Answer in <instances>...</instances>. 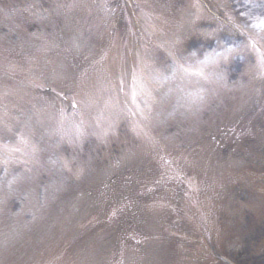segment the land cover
Listing matches in <instances>:
<instances>
[{"label": "rangeland", "instance_id": "374dc122", "mask_svg": "<svg viewBox=\"0 0 264 264\" xmlns=\"http://www.w3.org/2000/svg\"><path fill=\"white\" fill-rule=\"evenodd\" d=\"M103 2L104 7L99 6L98 0H0V61L4 59L2 54L5 53L6 58L3 64L14 66L19 64L20 70L17 69V73L28 75L27 63L30 64V58L25 56L24 52L35 51L39 61L37 57L32 61L37 63L33 68L34 78L38 77L40 63L44 60V65L48 67L47 71H57L52 75L54 87L60 86L67 90L64 91L58 87L56 91L34 92L25 86L27 82L25 78L5 74L7 65L0 70V85L6 84L22 91L8 93L0 87V152L6 162V165H0V175L7 174L6 170L11 174L19 172L20 176L23 175L17 181L8 175L7 181L10 184L0 187L2 191L0 217L2 214H7L8 210L12 212L19 209L28 210L30 214L44 215L42 206L48 193L63 191L61 185L48 190L44 186L45 183H49L50 173L46 171V167H41V161L34 167L21 172L20 163L10 169L9 166L17 161V148L20 147V154L24 160H30L39 150L43 164L49 165L50 160L53 159L62 168H71L69 154L72 155V152L69 150L67 139L68 136L75 139L70 132L72 125L70 122L76 119L68 121L72 113L71 108L66 109L69 103L68 93L79 94L81 100H83L82 96L86 95L90 104L106 98L116 107L121 105L125 108H133L136 104H140L148 110L149 100L143 97L146 95L147 86L140 85L142 80H151L150 61H153L150 65L154 66L155 79L169 73L174 67L173 63L178 66L195 67L192 70L207 74L204 71L213 70L214 62L208 53L220 44L229 47V51L235 52L228 66L230 69L227 70L230 78H238L241 73L243 76L252 78L254 72L264 73V0H103ZM63 3L64 7H62ZM168 5L171 10L168 9L167 12ZM44 7L49 10L47 13H42L41 10ZM134 13L149 15L144 18L142 31H129L126 28L125 17H128L130 22ZM228 13L233 14L241 29L236 25L235 20L232 21V27L220 19ZM41 19L46 21H40ZM64 20L81 22V26L71 24L70 31L63 34L65 41L63 45L49 40L50 53L54 50L50 44L57 45L60 49L56 59L47 57L49 53L43 56L46 43L41 32L44 36L46 33L49 36L50 32L46 30V24ZM219 20L223 23V28L219 27ZM36 22L38 24L35 27ZM235 27L240 31L235 30ZM241 31L257 42L255 46L259 51L248 49L244 45L245 35ZM138 34L141 38H138ZM228 34H233V38L230 37L231 40L224 37ZM56 37L54 36V39ZM225 39L226 41H223ZM216 40L221 42L216 45ZM191 50L196 53V57L192 60L188 57L184 58L185 53ZM178 52H181V55ZM72 57L80 60L77 69L70 67L74 61ZM254 63L258 64L256 68H249ZM29 76L32 77L31 72ZM259 76L260 78L254 76L258 80L257 84L254 83L258 90L254 88L251 90L252 95L253 92L258 94L260 99L247 110L249 112H254L260 107L264 110V75ZM3 91H6L7 96L3 95ZM57 92L62 93L61 100L64 103L62 110L64 111L61 112L53 108L58 100ZM161 100L162 102L154 108L152 115L147 118V123L151 125L148 129L151 130L156 121L159 124L166 123L165 118L167 121L182 125H178L181 128L177 130L178 136L182 138L183 129L188 128L184 122L185 116L181 114L174 119L166 115L165 112L169 110L171 103L168 97L161 96ZM133 113L140 115L142 112L135 110ZM123 116L124 119L114 130L119 139H131L147 154L155 150L159 152L162 149L171 154L172 151L178 152L177 159L182 158L180 156L182 149H163L164 145L160 139L155 140L161 142L158 147L152 149L150 144L153 137L143 133L142 128L145 127V122L141 118L129 119L126 113ZM197 117L198 114L194 116L195 119ZM205 117L203 112L202 121ZM67 122L70 124L67 125ZM78 122L77 120L76 124ZM26 123L32 124L30 130ZM218 124L216 121L211 123L213 125L211 130L216 133H211L210 136L214 134L219 136L217 134L219 128L215 126ZM98 125L107 138L112 137L113 132L104 129L105 123L98 121ZM259 126L263 132L261 142L251 137L241 143V147L236 144L224 152V147L221 146L220 153L215 154L218 161L225 162L228 158L233 161L232 164L237 163L240 169L242 183L238 182L237 178L238 181L236 180L228 188L229 200L227 195L219 198L213 210L205 209L207 215L200 206L186 203V207L183 208L184 214L189 213L191 217L181 223L179 228L169 225L168 230L177 233L174 237L164 238V244L159 246L156 241H152V235L149 232L144 234V240L140 246L144 253L142 256L146 257L138 264H264V125L259 124ZM91 127L95 129L96 124H91ZM169 128L176 129L174 125ZM16 131L24 133L22 141ZM200 133H205L204 128ZM219 140L230 144L229 141L222 140L220 136ZM115 145H110L112 149H108L109 161L104 165L111 167L110 170L117 169L118 160L126 156L125 152L120 153L116 150ZM83 148L80 158L86 163V167L93 160L100 161L102 148L96 147L95 143L89 141L83 145ZM145 160L155 162L159 172L163 170L162 151L157 157L154 153L144 155L140 163ZM66 162L70 164L68 168L65 167ZM112 162H115L114 166ZM94 166L95 174L91 175V168L81 173V184L90 190L86 206L76 201L67 209L65 215L56 218V231H52V235L55 233L52 238V248L56 249L57 253L47 256L36 253L33 255L37 256L26 262L18 261L10 264H93L91 259L85 256L79 233L74 235L72 240L66 241L65 238L70 237L68 231L72 222L84 220L79 225L80 232L86 233L84 243H89L96 235H99L102 231L101 226L110 225L116 221L120 223L121 230H130L129 237H122V242L128 241L134 244V239L140 234L143 235L137 228L138 221L141 219V209H144L145 215L151 216L153 206L161 205V202L164 203L176 192L172 189L175 184L164 180L161 173H158L161 182L152 193H147L144 189L141 194L139 188L137 193H134V190L115 188V184L119 181V174H112L113 171L109 172L107 169L100 179L102 164L96 163ZM171 169L172 166H165L167 174L171 172ZM199 169L212 181L215 188L223 186L230 178V175L225 177V169H229L228 165L223 163L220 167H215L214 159L204 163ZM115 171L119 173L118 170ZM31 178L37 179V184H34ZM22 179L29 180V184L20 185L18 182H22ZM115 179H117L116 182H114ZM146 181L149 183V179L145 176L144 180H138V184L144 186ZM157 182L159 179H155L152 183ZM33 185L37 188L30 190ZM232 186L234 188L230 189ZM13 187L17 188V195H12ZM177 188L180 194V187L177 186ZM18 190L22 193L29 192L27 197L29 205L25 203L24 195H18ZM9 192L11 201L7 203L9 200L6 196ZM2 207L5 210H1ZM109 213H112L115 219H107ZM160 217L164 225L169 223L165 216ZM213 217L217 221H214ZM133 219L135 222L132 221ZM150 223L156 227V220H150ZM89 224V229L92 231L87 230ZM89 232L91 233L87 234ZM156 248V251L150 253ZM191 249L196 251L191 254ZM108 252L115 258L109 257L95 264H127L129 262L127 251L110 250ZM74 254L76 256L73 257ZM90 256H92L91 253Z\"/></svg>", "mask_w": 264, "mask_h": 264}, {"label": "snow or ice", "instance_id": "6c2138e0", "mask_svg": "<svg viewBox=\"0 0 264 264\" xmlns=\"http://www.w3.org/2000/svg\"><path fill=\"white\" fill-rule=\"evenodd\" d=\"M65 167H67V163H65Z\"/></svg>", "mask_w": 264, "mask_h": 264}]
</instances>
